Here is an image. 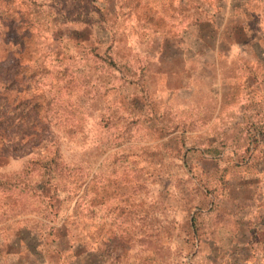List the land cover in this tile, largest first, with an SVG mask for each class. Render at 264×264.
I'll use <instances>...</instances> for the list:
<instances>
[{"label":"rangeland","instance_id":"obj_1","mask_svg":"<svg viewBox=\"0 0 264 264\" xmlns=\"http://www.w3.org/2000/svg\"><path fill=\"white\" fill-rule=\"evenodd\" d=\"M0 264H264V0H0Z\"/></svg>","mask_w":264,"mask_h":264},{"label":"trees","instance_id":"obj_2","mask_svg":"<svg viewBox=\"0 0 264 264\" xmlns=\"http://www.w3.org/2000/svg\"><path fill=\"white\" fill-rule=\"evenodd\" d=\"M11 80V79H10ZM51 159H53V158H51ZM43 160V159H42ZM38 161H40V159H38V160H35L34 162H38ZM45 167V166H44ZM36 189L38 188V191L43 187V186H45V184H44V182H43V179L41 178L37 183H34V185H33ZM32 237H33V239L35 238V239H38L39 240V242L38 243H36L35 244V246H33V245H31V246H29V242H27L26 244H28L27 246H26V249H32V250H39L40 251V249L43 247V243H42V236H39V235H37V236H35V235H32ZM43 244V245H42ZM87 252V256H91V251L90 250H87L86 251ZM74 255H75V259L77 260L78 259V256H79V252L77 251L76 253L74 252Z\"/></svg>","mask_w":264,"mask_h":264}]
</instances>
